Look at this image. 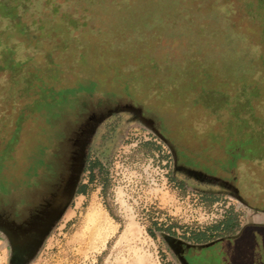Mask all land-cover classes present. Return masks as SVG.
I'll use <instances>...</instances> for the list:
<instances>
[{
	"label": "rangeland",
	"instance_id": "374dc122",
	"mask_svg": "<svg viewBox=\"0 0 264 264\" xmlns=\"http://www.w3.org/2000/svg\"><path fill=\"white\" fill-rule=\"evenodd\" d=\"M17 10L0 14V202L30 155L67 141L61 123L112 104L79 85L90 80L106 101L160 116L193 159L178 163L137 112L105 116L27 264H184L172 239L193 243L228 215L240 233L186 246L187 264H264V0H18ZM181 167L234 183L248 204ZM0 264H10L2 238Z\"/></svg>",
	"mask_w": 264,
	"mask_h": 264
},
{
	"label": "flooded vegetation",
	"instance_id": "af4514ba",
	"mask_svg": "<svg viewBox=\"0 0 264 264\" xmlns=\"http://www.w3.org/2000/svg\"><path fill=\"white\" fill-rule=\"evenodd\" d=\"M115 108L112 109L115 110ZM124 111L136 113L131 110ZM116 114L113 111L109 117ZM137 115L143 121L142 117L144 116L140 112ZM145 118L147 117L145 116ZM98 125L99 122L96 118L84 121L79 132L70 140L69 147H65L63 150L58 147L50 149L51 157L44 171L36 176L24 173L23 180L17 182L18 184L9 181V199L0 202V238L8 247L10 264L31 262L44 242L58 219V211L63 208L64 202L62 204L61 202L67 184L80 175L79 170L87 160V148L93 141L94 131ZM177 161L179 163L178 157ZM197 172L192 174H198L199 177L224 185L235 195L242 197V201L248 204L247 199H244L240 189L234 183L223 181L215 175L208 176L202 171ZM15 189H19V191L15 193ZM243 226L240 224L239 231L231 236L239 234ZM222 237L224 236L214 240ZM172 241L184 264H187L184 258L186 246L206 244L189 243L182 239H172Z\"/></svg>",
	"mask_w": 264,
	"mask_h": 264
},
{
	"label": "trees",
	"instance_id": "16d2710c",
	"mask_svg": "<svg viewBox=\"0 0 264 264\" xmlns=\"http://www.w3.org/2000/svg\"><path fill=\"white\" fill-rule=\"evenodd\" d=\"M55 2L57 3V0H55ZM17 7H18V0H0V14L3 15L4 17L16 18L17 11H18ZM70 18H73V17H70ZM76 23L78 25H80V24H83V21H82V19H80V21H76ZM79 85L81 87H83L84 90H87V92H90V93L93 92L92 94L96 93L97 97H99L100 103L109 102L112 104L108 105V103H107V106L105 108L99 110V112H95V111L89 112L87 118H84L81 122H78V124L74 125V127L71 128L70 130L66 131L65 125L64 124L62 125V123H61L58 126V128L61 132L65 133V135L67 137V141L63 142L62 144L60 143L58 145V149L60 148L63 150L65 147L70 146V140H72V138L79 132L80 126L84 121L90 120L94 115H98L102 112L108 111L109 109L124 105V103H121V101H120L121 99H119V98L117 100L115 99L113 101L112 100L106 101V99H104V95H98L97 93H100V92L106 93V91L99 89V88L98 89L96 88V90H95L96 82L93 80H90L87 83H80ZM129 104L133 105L131 103H129ZM133 106H135V105H133ZM86 109H87V107H86ZM149 119H151V118H149ZM151 120L153 121L154 125L157 127V130H159L164 141H166L167 143H170L171 146L173 147V149L176 151V155H177L178 159L181 157H184L189 162H193V159L189 158V155L185 151V149L184 148L179 149L178 146L169 137V135H167V128L164 125V122L161 119V117L159 116V117H157V119L152 118ZM245 134H247V133L241 131V134L239 137V139L244 140L243 142L247 141V137L245 136ZM239 142H240V140H239ZM236 145L238 146L239 143ZM42 149L44 150V153H42V154H44V156H41L42 154L40 152L41 155L40 154H37L38 156L37 155H30V157H29L28 173H31L32 176L33 175L36 176L39 173H41L42 171H44L45 168L47 167V164L49 163V160L51 157L50 150L47 148H42ZM8 188H9V193H10V186ZM18 191H19V189L14 190L15 193H17ZM239 229H240V224H239L237 218L235 217V215H228L222 222L211 226L207 231H194L192 233L191 238L194 240L193 243H207V242L214 240L220 236L226 237V236L234 235L239 231Z\"/></svg>",
	"mask_w": 264,
	"mask_h": 264
},
{
	"label": "water",
	"instance_id": "95a60500",
	"mask_svg": "<svg viewBox=\"0 0 264 264\" xmlns=\"http://www.w3.org/2000/svg\"><path fill=\"white\" fill-rule=\"evenodd\" d=\"M131 110V111H135V112H140L141 113V109L140 108H136V107H134L133 105H130V104H124V105H121V106H118L117 108H115V110H113V109H109L107 112H102V113H100V114H98V115H94L92 118H96V120L97 121H101L103 118H105V116H107V115H110V114H112L113 113V111H118V110ZM98 117V118H97ZM142 119H143V121L145 122V123H147L150 127H152L155 131H156V133L158 134V135H160V137H162L161 136V134L159 133V131L154 127V123H153V121L151 120V119H149V118H145V117H142ZM163 138V137H162ZM181 169H184V170H186V171H188V172H190V173H196L197 171L196 170H193V169H189V168H185V167H181ZM81 170H82V168L79 170V174H80V172H81ZM198 173V172H197ZM79 176L80 175H77L76 176V178L75 179H72L68 184H67V186H66V188H65V192H64V194H63V196H62V202H61V204L63 203V208H62V210H59L58 211V216H61L63 213H64V211H65V209L68 207V205H69V202H70V199L74 196V194H75V192H76V189H77V184H78V180H79ZM67 197V198H66Z\"/></svg>",
	"mask_w": 264,
	"mask_h": 264
},
{
	"label": "bare ground",
	"instance_id": "6f19581e",
	"mask_svg": "<svg viewBox=\"0 0 264 264\" xmlns=\"http://www.w3.org/2000/svg\"><path fill=\"white\" fill-rule=\"evenodd\" d=\"M90 225V224H89ZM92 225V224H91Z\"/></svg>",
	"mask_w": 264,
	"mask_h": 264
}]
</instances>
